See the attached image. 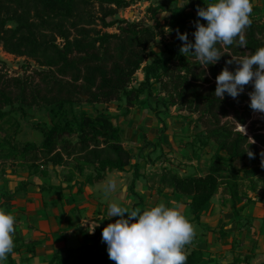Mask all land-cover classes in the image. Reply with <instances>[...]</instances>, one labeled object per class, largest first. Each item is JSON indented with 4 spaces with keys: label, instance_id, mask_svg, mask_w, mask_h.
Wrapping results in <instances>:
<instances>
[{
    "label": "trees",
    "instance_id": "16d2710c",
    "mask_svg": "<svg viewBox=\"0 0 264 264\" xmlns=\"http://www.w3.org/2000/svg\"><path fill=\"white\" fill-rule=\"evenodd\" d=\"M149 1L0 0V44L3 50L16 57L28 58L39 67L29 77H8L0 73V130L5 132L8 125L13 127L9 133L16 134L20 125L13 124V116L18 113L25 119L27 110L32 107L43 105L49 108L50 114L48 127H34L42 136L39 144L27 142L19 149L9 140L11 135L0 138V162L16 163L19 170L16 173L20 175L28 171V180L15 187L13 192L5 189V173L0 171V210L15 217V247L4 264H34L37 250L47 241L31 235V229L27 230L28 225L22 219H29V213L19 212L15 203L18 194L24 195L32 186H37L42 209L36 214H42L48 220L52 218L57 226L66 224V229L71 227V222L79 228L78 217L82 210L74 206L67 213L64 210L66 205L76 203L84 185L103 182L109 172L125 173L131 169L132 156L122 146V130L104 112L78 114L77 110L82 105L116 102L127 115L138 106L150 108V99L154 98L157 118L161 113L169 117L171 108L178 113L197 116L193 122L200 130L192 137L194 154L212 148V160L206 173L181 175L167 170L158 180L160 193L169 190L187 199L190 213L187 220L191 225H200L202 216L220 191L233 204L244 199L248 203L264 200V196L254 200L247 195V192L258 195L259 181L263 184L264 194V166L261 164L264 160V134L252 132L250 139L236 129V126H246L254 113L248 107L251 84L244 86V92L236 99L225 94L220 100L213 95L215 77L222 68L228 67L232 71L236 67L235 63L226 65V61L233 59L238 62L255 49L264 47V20L254 18L251 13L250 24L240 34L244 46L240 45L239 37L231 46L217 45L221 57L215 65L207 68L201 67L193 56L180 53L181 42L178 39L176 45L166 43L161 51H155L159 25L152 27L143 21L119 18L106 22V17H102L100 22L104 28H116L118 32L100 33L90 28L96 24L85 9L90 3L108 8L105 16H113L117 11ZM214 2L204 0L200 7ZM196 7L160 3L150 5L147 12L155 20L163 11L180 17L188 8L196 10ZM201 22L205 21L201 19ZM174 29L176 33L177 30L181 34L188 33L190 41L193 39V22ZM57 39L61 40V45ZM139 71L143 79L134 84ZM230 118L232 121L228 120ZM160 124V135L164 138L167 123L162 121ZM161 145L159 141L156 144L158 147ZM248 152H252L251 158ZM246 160L251 167L243 171L233 167L234 161ZM43 168L47 170L42 171ZM56 168H69L60 176L62 185L47 181V172L56 174ZM133 168L130 197L138 199V202L133 203L132 210L142 212L144 202L135 191L136 182L142 177L139 175L140 164ZM87 170H92V174L85 175ZM36 176L42 180L41 185L35 184ZM245 183L247 190L241 191ZM74 185L77 186L76 192L65 195L72 192ZM53 197L56 200L50 201ZM54 205L59 208L55 215L52 213ZM234 214L239 216L240 211ZM33 218L31 220L36 224ZM105 226V221H98L93 235L83 232L80 237L74 235L75 238H86L91 244L75 247L64 242L62 248L53 250L46 262L39 264H114L108 259L106 248L101 246V231ZM24 229L27 233L23 232ZM219 233L221 238L230 235L223 228ZM55 234L48 237L53 239ZM233 242L236 243L235 240ZM236 250L237 244L231 248V251ZM184 254L186 264H250L251 259L248 255H238L231 262L223 263L206 256L200 249L190 250L189 244L185 246Z\"/></svg>",
    "mask_w": 264,
    "mask_h": 264
},
{
    "label": "rangeland",
    "instance_id": "374dc122",
    "mask_svg": "<svg viewBox=\"0 0 264 264\" xmlns=\"http://www.w3.org/2000/svg\"><path fill=\"white\" fill-rule=\"evenodd\" d=\"M160 3H165V5L169 4H176L178 7H182L185 5H194L201 6L204 3V0H150L149 2H142L139 3L130 9L124 11H117L113 16H105L108 8H102L97 3H90L85 6L87 13L95 19V23L91 26V29H94L95 32L100 33H117L116 28H104L101 25L100 19L102 17H106V22H111L115 18L119 19H126L128 21H143L146 24L154 27L155 25H159L158 35L156 38V45H154L155 51H161L163 49V45L168 43L172 45L177 44L176 32L175 27L179 26L182 27L187 24H191L197 19L196 10L194 8H188L185 13L178 17L173 15L172 12L163 11L155 20L151 18V14L147 12V8L150 5L157 6ZM252 6V14L255 16L256 19L264 20V0H250ZM167 14V15H165ZM205 22H201L204 24ZM71 34L74 33L71 31ZM58 44H62L60 39H57ZM39 67L37 64L25 57H16L13 55L8 54L5 52L0 44V73L6 75L8 77H29L33 74L34 70H38ZM143 79V75L141 71L136 74L135 82H139ZM144 99V98H143ZM249 99V97H248ZM155 108V99H150V108L144 107H135L131 109L129 114L124 113V109L119 106L118 103L114 102L111 104H96V105H82L78 108L77 113L82 114H91L95 115L96 113H106L112 118V121L115 126L120 128L123 132L122 134V146L131 154V169H129L125 173H118V172H109L107 174L106 179L101 183H93L92 185H84L82 194H80L76 198V203L73 205H66V212L67 210L71 209L74 206L81 209V216L78 217V227L76 228L74 225L66 229V224L63 225H56L57 222L52 220L46 219L42 216V219L39 220V214H36L41 206H40V193L37 188L31 187L25 195H20V208L19 212L22 213H29V219H22L27 225L28 229H31L32 234L36 238H43L44 240H53L49 237L53 236V233L56 232L54 235V240L56 244L51 246H47L43 249L44 251L50 250L53 252L55 249L62 248L65 244L70 246H78L80 244H87L89 243L86 241V238H75L74 235L82 236L81 232L88 233L89 235H93L94 228L98 225V221H105V224L113 223L117 218L109 217L107 215V206L109 203L115 202L119 206L132 210L133 203L129 199L133 201H138V199H134L130 192V187L132 185V180L134 176V165L140 164L139 168V175L142 176L138 182H136L135 190L136 193L140 196L144 202L143 210H146L153 205L164 202L166 205L169 204L168 197L170 196V191L164 194L158 191L159 186V178L162 174H164L167 170L175 171L181 175L184 174H197L203 175L207 171V167L211 162V153L210 151L212 148L203 150L201 152H196L194 154L193 150V139L194 135H196L197 131L200 128H196L195 121L197 119L196 115H189L186 112H176L174 108L170 109L169 117H165L163 113L160 114V118H157L154 112ZM173 117V118H172ZM13 124H18L19 130L16 134L9 133L10 129H13L12 126H5V132L0 130V138L7 137L11 135L9 140L13 142L14 145L18 146L21 149L27 142H33L39 144L42 140L41 134L34 128L36 125L40 127H48L50 122V114L49 108L42 106L32 107L27 110L25 119H22L20 114H15L13 116ZM191 119V120H190ZM232 121V119H228ZM165 121L167 123V128L165 129L164 138L162 132L161 122ZM193 123H192V122ZM191 122L192 124H189ZM236 129L241 133L247 135L250 139H252V132L256 134H264V114L260 113H252L250 119L248 120L246 126H236ZM8 131V132H7ZM8 134V135H7ZM160 136V138H158ZM74 140V139H73ZM162 144L161 147L156 146L158 143ZM157 149H159L157 151ZM156 150V151H155ZM155 151V153H154ZM233 167L236 170L243 171L251 167V163L246 160L244 162L241 161H234ZM42 169V168H41ZM46 171L47 168H43ZM52 169V167H50ZM0 171L5 173L3 177L4 183H9L10 191L13 192V188L20 185L22 182H26L28 180V171L25 170L23 173L17 174L18 166L16 163L12 162H0ZM55 173L47 172V181L53 183L55 185H62V177H60L64 172L69 171V168H56ZM25 173V174H24ZM86 174H92V170H87ZM58 176V177H57ZM34 179L36 185H41L42 180L39 179V176ZM79 180L80 177L77 176ZM114 182V187L111 190H107L108 182ZM246 185L241 188V191H246ZM8 186V185H7ZM65 186V184L63 185ZM262 182L259 181L258 184V195L248 193L252 199L257 198L258 196L262 197ZM71 193H65V195H70L76 192L77 186H73ZM1 190V189H0ZM145 193V195H143ZM138 195V196H139ZM70 197V196H68ZM26 200L23 201V200ZM56 200L55 197L51 198L50 201ZM212 214H206L203 217V221L206 223H211L215 221V224L218 220L222 218H230L232 217V213H236L237 211L246 209L247 212L251 214V207L252 204H255L257 207L255 209V220L261 222L263 227L257 229V233H254V229L251 227L248 228V223L246 224L248 231L245 233L244 240L242 242V246L238 248L236 252L230 251V247H226L217 241V245H211L210 248H206L205 252H209L210 250L214 255H217L219 261L231 262L235 256L242 255L244 256L245 253H249L251 248H255L256 246V255L254 256L252 264H264V200H256L255 202H246V199L243 201H237V203L233 204L230 198L227 196L222 195L221 191L218 193L217 196L212 200ZM1 202V201H0ZM181 210L179 211L182 213L188 209L187 208V199L182 198V202L180 203ZM247 204V205H246ZM183 208V209H182ZM24 211H23V210ZM53 211L58 214L59 208L57 205L52 206ZM140 209V208H139ZM29 210V211H28ZM183 210V211H182ZM184 212V213H185ZM68 213V212H67ZM245 213V211H244ZM189 210L184 215L187 219L189 216ZM249 214L248 217L251 215ZM35 217L34 224L31 218ZM31 217V218H30ZM252 217V216H251ZM258 217V218H257ZM263 217V218H262ZM254 218V217H253ZM262 218V219H260ZM72 219V218H71ZM77 219V218H76ZM102 219V220H101ZM30 220V221H29ZM38 220V221H37ZM46 220V221H44ZM252 220V219H251ZM20 220V225L21 222ZM73 221V219H72ZM17 223V222H16ZM103 223V222H102ZM245 224V223H244ZM32 225V226H30ZM36 225V226H35ZM22 226V225H21ZM24 226V225H23ZM22 226V227H23ZM260 226V225H259ZM36 227V228H34ZM218 230V229H217ZM263 230V231H262ZM63 231V232H62ZM211 231V230H210ZM24 233L26 229L23 230ZM216 233V232H215ZM219 231L216 233V238L219 237ZM44 235V236H43ZM209 241L212 239V235L209 234ZM49 236V237H48ZM49 239H45V238ZM63 237L66 239L63 240ZM263 237V239H261ZM220 239V238H219ZM206 239L203 238L202 241L204 242ZM212 240L210 244L216 242ZM197 243V238H195V242L193 244H189L190 250L195 249ZM91 244V243H89ZM208 244V245H210ZM101 246L106 248V245L101 242ZM216 247V248H215ZM52 249V250H51ZM210 249V250H209ZM40 253V252H39ZM47 254V253H46ZM43 263L40 260H36V263ZM46 262V261H45ZM44 262V263H45ZM206 264V263H205Z\"/></svg>",
    "mask_w": 264,
    "mask_h": 264
},
{
    "label": "clouds",
    "instance_id": "9594fccd",
    "mask_svg": "<svg viewBox=\"0 0 264 264\" xmlns=\"http://www.w3.org/2000/svg\"><path fill=\"white\" fill-rule=\"evenodd\" d=\"M251 12L250 0H215L205 7L197 6L193 39L190 41L188 33L177 30L176 38L181 42L179 52L193 56L203 68L215 65L221 57L217 45L231 46L239 37L240 45L244 46L240 34L250 24ZM201 19L204 24L200 23ZM233 63L236 67L232 71L224 67L215 77L213 95L220 100L225 94L236 99L244 92V86L251 84L248 107L264 114V47L238 62L226 61V65ZM252 155L248 152L250 158ZM261 164L264 166V160ZM113 187L114 182H108L106 191ZM107 215L117 219L102 229L101 242L114 264H186L184 249L194 231L178 208L159 202L141 212L112 202L107 206ZM14 223L13 215L0 210V264L14 251Z\"/></svg>",
    "mask_w": 264,
    "mask_h": 264
},
{
    "label": "crops",
    "instance_id": "0c3cea01",
    "mask_svg": "<svg viewBox=\"0 0 264 264\" xmlns=\"http://www.w3.org/2000/svg\"><path fill=\"white\" fill-rule=\"evenodd\" d=\"M187 11V10H186ZM8 185V186H7ZM4 187L7 191H10V185L9 183H4ZM14 189V188H13ZM137 190V189H136ZM169 190H166V192H168ZM40 193V192H39ZM165 193V192H164ZM162 193V194H164ZM25 195V194H24ZM139 195V193H138ZM143 195H145V193H143ZM139 196H142L141 194ZM41 197V195H40ZM228 198V197H227ZM254 199V198H253ZM256 199V198H255ZM254 199V200H255ZM27 199L23 200L26 202ZM130 201H132V203H136V201H133L132 199H129ZM138 202V201H137ZM182 202V198L178 197V195H174L172 194V192L170 191V205L169 207H176L178 208V210L180 209L181 210V203ZM15 203L17 205L18 208H20V194H18L16 196V200H15ZM213 203V202H212ZM212 203L210 204V206L208 207L206 213L202 216V220H201V223L200 225H196V224H193L192 227H193V231H194V235L191 239V242L189 244H193V242H195V238H197V243H196V248L195 249H200L202 251L205 252V249L208 247L210 248L211 245H217V241H219L220 244L226 246V247H230V251H231V248L234 246L236 247V244H237V250L240 246H242V242L244 240V237H245V233H247L249 231V227H251L252 229H254V233H257V229H260V227H263L261 222L258 221H254L255 220V209H256V205L255 204H252L253 206L251 207V214L250 212H247L246 208H244L243 212L241 213L240 212V215L239 216H235L234 213H232V217L230 218H222L220 220H218V222L215 224V221L214 222H211V223H206L205 221H203V217L206 215V214H212L213 212V208H212ZM41 206V205H40ZM168 206V204H167ZM188 208V206H187ZM42 209V206L40 208V210ZM183 209V208H182ZM183 210H186V212L184 213L183 212V215H185L188 211V209H185V206H184V209ZM182 210V211H183ZM29 211V210H28ZM245 211V213H244ZM52 213L55 215L56 213L53 211L52 209ZM182 214V213H181ZM249 214L252 216L248 217ZM40 217H42V214L40 215ZM52 216V214H51ZM254 217V218H253ZM263 218V217H262ZM260 218V219H262ZM51 221H52V218H49ZM252 219V220H251ZM41 220V219H39ZM102 220V219H101ZM38 221V220H37ZM46 221V220H44ZM245 223V224H244ZM248 223V224H247ZM246 224L248 225V228L246 226ZM260 225V226H259ZM32 226V225H30ZM36 226V225H35ZM33 228V226H32ZM36 228V227H34ZM220 228H223V230L227 233H230L229 236L225 237V238H221L220 237V233L219 234V237H215L216 236V233L217 231L220 230ZM248 229V231L245 230ZM218 229V230H217ZM211 230V231H210ZM263 231V230H262ZM216 232V233H215ZM33 232H31L30 234H32ZM209 234L212 235V239L211 241H209ZM34 236V235H33ZM44 236V235H43ZM205 238L206 240L203 242L202 239ZM220 238V239H219ZM261 239H263V237H261ZM212 240H217L216 242H213V244H210V242H212ZM236 241L235 244H233L234 242L233 241ZM56 244V241L54 240H47L38 250H37V257L34 259V264H35V261L36 260H40L41 261H46L49 257V255L52 253L50 252V250H48L47 252L43 251V249L47 246H51L53 247V245ZM210 244V245H208ZM218 246V245H217ZM258 246H256L255 248H251L250 249V252L249 253H245L244 255H248V256H251V259H250V264L253 263V258L254 256L256 255V249H257ZM216 248V247H215ZM52 250V249H51ZM210 250V249H209ZM236 250V251H237ZM235 251V252H236ZM40 252V253H39ZM234 252V251H232ZM47 253V254H46ZM205 255L208 256V257H211V258H216L217 260H219L218 256L217 255H214V253H212V251L210 250L209 252H205ZM223 263H226L225 261H223ZM36 264H39L38 262Z\"/></svg>",
    "mask_w": 264,
    "mask_h": 264
}]
</instances>
